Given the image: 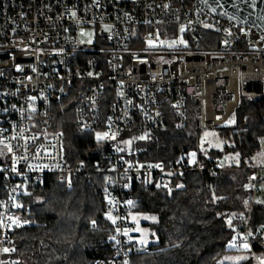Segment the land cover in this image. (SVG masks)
Here are the masks:
<instances>
[{"label": "built area", "instance_id": "built-area-1", "mask_svg": "<svg viewBox=\"0 0 264 264\" xmlns=\"http://www.w3.org/2000/svg\"><path fill=\"white\" fill-rule=\"evenodd\" d=\"M88 31L90 42L82 39ZM242 97L264 98V31L200 0H0V264H12L23 183L53 176L70 187L93 173L105 176L114 227L112 258L95 264H128L136 184L155 179L174 191L190 172L247 173L243 209L223 220L234 247L251 248L253 212L264 205V136L263 159L243 166L205 155L211 147L200 142L204 131L233 124ZM58 111H70L79 133L106 145L100 162L66 159ZM189 121L194 161L186 153L169 165L136 160L139 139L152 141L170 123L185 130ZM258 231L264 235V226Z\"/></svg>", "mask_w": 264, "mask_h": 264}, {"label": "trees", "instance_id": "trees-1", "mask_svg": "<svg viewBox=\"0 0 264 264\" xmlns=\"http://www.w3.org/2000/svg\"><path fill=\"white\" fill-rule=\"evenodd\" d=\"M55 122L69 162L91 165L102 160L106 145L92 132L79 133L70 111H58ZM218 133L226 142L221 149L209 148L205 155L237 152L243 166L261 146L264 98L242 97L233 124ZM193 139L192 121L185 130L170 123L152 141L137 143L135 158L169 165L193 150ZM246 184L247 173L239 170L190 172L174 191L155 179L136 184L130 211L151 217L143 225L154 240L142 249L131 241L128 264H254L255 255L264 257V235L258 231V226H264V205L253 212L251 228L258 236L245 249L248 255L239 261L224 259L231 251L244 250L229 248L234 229L223 216L243 209ZM4 195L0 177V201ZM105 203L106 180L101 174L76 179L70 187L53 176L23 183L14 203L12 264H95L97 259L112 258L114 227Z\"/></svg>", "mask_w": 264, "mask_h": 264}, {"label": "rangeland", "instance_id": "rangeland-1", "mask_svg": "<svg viewBox=\"0 0 264 264\" xmlns=\"http://www.w3.org/2000/svg\"><path fill=\"white\" fill-rule=\"evenodd\" d=\"M82 39L84 41L90 42L91 32L88 31L87 35L82 37ZM95 135L100 138L103 137V133H96ZM137 142H140L139 146L143 143L141 139H139ZM200 142L202 143V148L213 147L215 149H221L226 141L224 138H222L219 135L217 130L211 129V130H206L202 133ZM124 144L128 145V142L124 141ZM262 151H263V143L261 142L260 151L254 153L251 157L247 158L245 162L246 163L253 162L254 164L260 162L263 159ZM186 155L188 156L190 162L194 161L195 158L194 151H189L188 153L186 152ZM221 160L223 163L229 165H235V166H237L240 162L239 155L237 152L224 153L223 156L221 157ZM107 216L110 219H113L111 214L107 213ZM130 219L133 221L135 225V229L133 233L136 234V236L134 238L135 239L134 241H136L140 245H148L149 243H151V241H153L154 239L149 236L147 227L143 225L144 222L151 220V217L145 214L131 213ZM229 248L236 249L234 247L233 242L229 244ZM243 249L244 250H235L227 253L224 259L227 261H239L242 258H245L248 255V252L245 250L246 247H243ZM256 263L257 262L255 260L254 264Z\"/></svg>", "mask_w": 264, "mask_h": 264}, {"label": "water", "instance_id": "water-1", "mask_svg": "<svg viewBox=\"0 0 264 264\" xmlns=\"http://www.w3.org/2000/svg\"><path fill=\"white\" fill-rule=\"evenodd\" d=\"M210 10L243 26L264 31V0H200Z\"/></svg>", "mask_w": 264, "mask_h": 264}, {"label": "snow or ice", "instance_id": "snow-or-ice-1", "mask_svg": "<svg viewBox=\"0 0 264 264\" xmlns=\"http://www.w3.org/2000/svg\"><path fill=\"white\" fill-rule=\"evenodd\" d=\"M105 135H107V134H105ZM102 138V137H101ZM129 203H131V202H129ZM245 247H247V245H245ZM4 251L5 252H7V251H9L8 249H4Z\"/></svg>", "mask_w": 264, "mask_h": 264}, {"label": "crops", "instance_id": "crops-1", "mask_svg": "<svg viewBox=\"0 0 264 264\" xmlns=\"http://www.w3.org/2000/svg\"><path fill=\"white\" fill-rule=\"evenodd\" d=\"M257 264V263H256Z\"/></svg>", "mask_w": 264, "mask_h": 264}]
</instances>
